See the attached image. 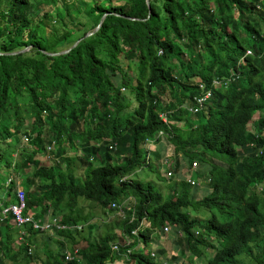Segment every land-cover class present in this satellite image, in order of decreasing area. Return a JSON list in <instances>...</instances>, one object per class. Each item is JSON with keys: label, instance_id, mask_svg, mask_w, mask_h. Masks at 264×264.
I'll use <instances>...</instances> for the list:
<instances>
[{"label": "trees", "instance_id": "obj_1", "mask_svg": "<svg viewBox=\"0 0 264 264\" xmlns=\"http://www.w3.org/2000/svg\"><path fill=\"white\" fill-rule=\"evenodd\" d=\"M79 3L77 0H0V173L3 169L11 171L10 182L6 183L7 178L0 183L5 190L0 200L15 201L13 177L33 166L34 171L24 177L21 186L27 208H39L36 218L46 214L49 208L53 215L63 212L61 224H77L78 218L71 212L80 197L96 201L109 211H114L111 203L133 197L131 209L121 220L122 234L133 236L131 231L145 216L151 229L139 231L146 244L152 230L165 223L176 224L182 227L186 238L173 240L175 252L182 248L198 252L200 241L192 237L191 229L200 228L205 235L220 236L221 248L215 264H264V209L255 205L247 219L233 215L224 226L215 228L218 222L208 225L196 218L189 219L181 211V206L191 203L184 179L179 182L183 193L176 200L173 198L176 188L169 187L165 191L168 193L163 194L151 182L129 178L120 181L136 169L153 170L151 163L146 162L141 144L158 130L168 133L167 141L188 163L205 160L206 153L216 147L223 146L228 152L254 138L264 142V118L254 122L250 133L240 128L247 119L236 114L212 121L214 110L220 107L218 99L226 93L211 86L214 78L226 74L230 61L235 58V62L243 54V47L238 44L247 43L254 53L247 58L248 65L264 66V37L260 38L257 32L264 25V0H82ZM41 4L59 7L54 21L52 10L38 16ZM104 13L107 14L98 30L84 37ZM74 16L78 18L76 22L68 24L69 20L74 22ZM79 39L64 54H47L67 49ZM229 43L235 47H228ZM27 46L25 52L10 54ZM183 52L186 58L180 56ZM218 55L222 56L219 68L215 65ZM197 76L202 77L204 84L195 79ZM247 76L248 80H255L254 93L264 102V70ZM238 81H241L239 76ZM120 86L131 89L133 97H126ZM208 88L211 96L201 110L193 114L182 107L189 105L187 102L191 104L193 97L202 96ZM161 112L168 113L166 124L160 119ZM202 119L205 121L201 122ZM181 121L184 128L177 123ZM20 133L28 138L25 143L17 137ZM52 140L57 141L58 156L69 148L63 141H68L71 148L79 141L82 143L85 154L80 159L84 168L81 182H77L75 174L67 173L60 161L51 165L49 159L41 158ZM113 144L115 148H109ZM154 156L158 157L155 153ZM263 158V155L252 157L255 163L252 169L257 171L253 181L264 179ZM248 161L249 158L245 159V163ZM176 163L179 167L180 161ZM248 173L243 163L232 160V178L244 180ZM43 178L50 182H43ZM252 182L233 191L230 198L237 202H257L258 197L250 190ZM215 193L218 199V190ZM191 205L205 210L199 202L193 201ZM260 207L264 208V203ZM10 216L8 213L0 224V264H5V258L16 261L18 257L29 262L36 258L33 248L28 251L29 244L42 232L23 226L22 231L28 235L12 250L20 227L10 221ZM14 229L16 233L10 231ZM53 232L58 235L55 241L58 253L46 251L43 264H107L115 256L110 249L113 240L110 234L92 241L77 236L78 232L72 229L52 228ZM78 240L86 245L80 252L82 260L65 262L63 244L77 245ZM136 260L138 264H158L146 258Z\"/></svg>", "mask_w": 264, "mask_h": 264}, {"label": "clouds", "instance_id": "obj_2", "mask_svg": "<svg viewBox=\"0 0 264 264\" xmlns=\"http://www.w3.org/2000/svg\"><path fill=\"white\" fill-rule=\"evenodd\" d=\"M134 19L135 18H133V20ZM263 28V24L259 28H257L258 36L260 38L264 37ZM238 45L242 46L243 44ZM250 48L251 47L248 46L246 48H243V54L239 55L235 62V58L230 61L226 74L221 78H214L211 82V86H213L214 88L223 89L226 93L225 96L218 99V104L220 105V107L219 109L214 110L215 116L212 121L226 119L227 114L231 116L233 114H236L247 119L246 125L240 127L241 130H244L247 133H250L251 131L253 132L254 122H259L264 118V102L262 101L261 96L254 93L252 86V83L255 80H248V76L246 77V75L256 74L258 70H264V66L261 63H253L251 65H248L247 58L254 55ZM262 53L264 54V48ZM245 72H247L246 75ZM238 76L241 79L240 82L238 81ZM200 82L203 83L202 81ZM234 85H236L237 87V94L229 95L228 91H230L231 87ZM209 89L210 88L205 89L202 96L193 97V102L191 104L187 102L189 105L183 104L182 107L185 106L188 111L193 114L198 112L202 109L204 102L211 96V91ZM120 90L123 94H125V92L127 91L123 86H120ZM177 106H180V104H177ZM159 116L164 124L168 122L167 112H161ZM202 121H205V119H202L201 122ZM182 123L183 122L181 121V125L179 124V126H182ZM182 127L184 128V126ZM236 130L240 129L237 128ZM20 134L23 137L22 141H24L25 143L28 138L25 137L23 133ZM167 139L168 133L164 132L163 130H158V132L154 136L146 137L141 146H143V150L145 152L146 162L151 163V165L154 166V171L157 172V170H160L161 172L167 174L169 178L179 177V182L181 181V179H184V183L187 184V191L189 192L190 196L188 197V199L191 200V203L181 206L180 209L183 214H188L189 219L196 218L208 225H212L218 222L219 224H215L213 227L220 228L224 226V223L233 215H238L247 219L248 216H250V212H252L255 205H257L261 210L264 209L260 207V205L264 203V179L260 181H253L257 171L252 169L255 164L252 160V157L260 155L264 156V142H257V140L254 138L246 142L244 145H235L234 147H232V150L228 152L224 150L223 146L216 147L213 150H210V152L206 153L204 157L205 160H201L199 162L197 161V159H194L193 161L188 163L187 161L183 160L181 152H175L174 145L171 142H168ZM92 143L98 144L97 142ZM63 144L70 149L67 148V150L62 152L59 156L56 149V140H52L51 143L46 147L47 153H51V150L55 148L54 160L56 163L60 161L59 163H66L67 166L68 162L74 159H81V157L84 156L85 153L81 147L82 143L80 141L77 142L76 146L73 148L69 146V143L66 140L63 141ZM114 146L115 144L110 145L109 148H113ZM169 149H171V154H168ZM69 150H71L73 154L76 155L67 156L66 153ZM154 153L158 155L157 158L154 156ZM248 158L249 161L245 163V159ZM43 160L48 161L47 158ZM176 160L180 161L179 167L177 166ZM232 160H236L238 163H243V169L249 171L247 177L244 180H237L231 177ZM204 164H206L204 169L205 172H202L200 170ZM140 170L136 169L135 172L138 173V171ZM195 171H198V177H195L193 175ZM135 172H132L130 175L122 176L120 181H126L128 178L134 180ZM13 181V194L15 199L16 189L21 188L23 190V187L21 186L22 180L20 181L18 177L14 176ZM250 182H252L250 186L251 193L255 194L256 197H258L257 202H237L230 198V194L233 191L240 189L242 186ZM173 188H176L173 194V198L176 200L183 193L181 192L182 186L179 187V184H175L172 186V189ZM217 190L219 193L218 199H216L217 193H215ZM166 193L168 192H165L163 194ZM221 198H223V200H228L227 203H225V201H222ZM134 201L135 200L133 197H128L121 203H111V208L114 211H121L124 219L125 215H127V211L131 209ZM193 201L199 202L203 206V208H205V210L202 211L198 209L199 206L196 207L194 205H191ZM14 202L15 201H9L7 203ZM210 203L214 204V206H211ZM28 210L31 209L27 208L26 206V212H28ZM51 212L52 209L48 208L46 214L44 213L42 217L36 218V213H33V215L35 219L47 221L51 219V216L52 218H56V215H53ZM202 215L204 216V218L202 217ZM132 219L133 217L130 218V220ZM59 222H61V220ZM65 225L70 227L68 228L69 230L72 229L78 231L81 228V225L79 224ZM143 228L151 229V223L145 216H142L139 219V225L131 231L133 236L121 234L120 239L112 240L110 249L112 255L115 254V256L113 259H109L107 261V264H138L136 260L137 258L140 260L146 258L147 260H152L158 264H215V258L221 248L220 236L217 237L215 234L208 236L204 234L202 229L192 228V237H195L200 241V244H198L199 251L195 252L189 248H182L175 252L173 240L177 238L184 240L186 238V234L184 233L182 227H179L176 224L169 225L165 223L161 228L152 230V232L149 234L148 244H146L139 231ZM43 231L38 230V232ZM169 231H171V242L166 241L163 243L164 247L166 246V243L170 247L169 251L171 253L168 256V260L156 258L155 251H153L152 247H150L154 239L153 234L157 235L158 237L163 236L164 234H168ZM18 237L19 235L17 236V238ZM114 244L118 246L117 249H113ZM75 248H78V253L74 255L73 259L66 260V252L70 251L73 253V250ZM81 250H83V248L79 245H65L61 250L63 260L65 262L82 260L80 256ZM160 252L162 253V255H165L166 253L164 249H161ZM134 254H139L141 257L135 258L133 257Z\"/></svg>", "mask_w": 264, "mask_h": 264}, {"label": "rangeland", "instance_id": "obj_3", "mask_svg": "<svg viewBox=\"0 0 264 264\" xmlns=\"http://www.w3.org/2000/svg\"><path fill=\"white\" fill-rule=\"evenodd\" d=\"M87 1H89V0H87ZM260 1H262V0H260ZM77 2L81 3L82 0H77ZM90 3H92V2H90ZM53 5L54 4H46V5L41 4V6L38 8L40 11L38 16L40 17L44 11L52 10V21H54L55 18H57V16L59 15V7L58 6H60V3H58V6H56L55 8L53 7ZM89 5L90 4L88 3L84 7H88ZM81 7H83V6H81ZM77 19L78 18L76 16H74V19H73L74 22L72 20H69V22H67V23L68 24H74ZM55 24H58V21ZM85 25H86V28H89V24H85ZM78 27H79V25L77 27H74V28H78ZM263 30H264V28H263ZM76 34L80 35V31H77ZM247 46H248L247 44L242 45L243 48H246ZM228 47L234 48L235 45L232 43H229ZM180 56L183 58L184 57L186 58L185 52L181 53ZM221 63H222V56L218 55L216 57V64H215L216 67L217 68L221 67ZM195 79L198 81H202L201 76H197ZM118 84H119V82L116 81V85H118ZM228 93H229V95L237 94L236 85L232 86L230 91H228ZM125 94H126V97H129L130 99L133 97L131 89H128L125 92ZM164 98H168V96L164 97ZM177 123H179L181 125V122H177ZM182 126H185L184 122L182 123ZM17 137L20 140H23V137L21 134H19ZM10 148H9V155L11 154V151H12V147H10ZM54 150H55V148L51 150L52 151L51 153H47L45 151L43 156H41V158L42 159L47 158V159H49V162H48L49 164H55ZM15 154H13L12 156H15ZM168 154H171V149L168 150ZM66 155L67 156H69V155L74 156L76 154H73V152L71 150H69V151H67ZM16 156L18 158V154ZM119 159H120V156L117 157V160H119ZM114 161L115 160L113 159L112 162H114ZM205 166H206V164L203 165V167L201 168L200 171L205 172L204 171ZM61 167L63 169H65V171L67 173L75 174L77 176V178H76L77 182H81L82 178L80 175H82V171L84 168H83V163L80 159H74V160L68 162L67 166H66V163H64L61 165ZM33 171H34L33 166L27 167L26 169H24L22 171V174L20 176L18 175V179L20 181L24 180V177L31 176V173ZM2 173H0V183H2L3 181H6V179L11 175V171L9 169H3ZM134 175H135L134 180H138V181L141 180V182H151L162 193L169 190V187L172 188L173 185L179 184V177L178 178H175V177L169 178L167 174L161 172L160 170H157V172H156V171H154L148 167L141 169L140 171H138V173L135 172ZM193 175L195 177H198V171H195L193 173ZM203 177H204V175H203ZM173 181H176V182H173ZM43 182L48 183L50 181L49 180L46 181L43 178ZM40 183H41V181L37 179V184H40ZM4 193H5V190H4V186L2 184L0 186V199H2V197H4ZM127 206H128V204H127ZM38 209L39 208L31 209V210H28V212L29 213H37ZM62 214H63V212L57 213V215H56L57 222H59L61 220ZM67 214H68V212H67ZM71 214L74 217L77 216V218H78L77 224L81 225V228L77 231L78 232L77 236H81V237L86 236V237H89L90 240L93 241V239H97L102 235L110 234L111 236H113V240L120 239V236L122 234L121 220L123 219V214L121 211L104 210L96 201L87 200V199H83L82 197H80L78 199L77 207L71 212ZM202 217L204 218L203 215H202ZM51 219H52V216H51ZM10 231L12 233H16V229L10 230ZM51 231L52 230L43 231L42 233H37V235H35V237L32 238L33 241L30 242L29 245L33 248V253L36 254L35 259L27 262V260L23 257L22 258L18 257L16 261H12V260H9V258H5L3 260V262L5 264H43V261L46 260V251H51L52 254H54V253L56 254V252L58 253V244L55 242L58 239L57 238L58 235H56L55 233H51ZM42 234H44V236ZM170 235H171V231H169L168 234H164L163 236H158V237H157V235L153 234L154 239H153V242L151 243L150 247H152L153 251H155V257L156 258H162L163 260H168V256L171 253L169 251L170 247L167 245V243L165 244L166 246L164 247L163 243L166 241L171 242ZM167 236H168V238H167ZM49 237H51V239H49ZM77 238H79V237H77ZM20 241L21 240H19V239H15L13 241V244L11 245L12 250L17 249V247L20 244ZM65 245L70 246L71 244L68 242L67 244H63V247ZM77 245H79L82 248H84L86 246L85 242L81 241V240H78ZM68 249H70V248H68ZM161 249H164L166 251L165 255H162V253L160 252ZM122 262H123V260H122Z\"/></svg>", "mask_w": 264, "mask_h": 264}, {"label": "built area", "instance_id": "obj_4", "mask_svg": "<svg viewBox=\"0 0 264 264\" xmlns=\"http://www.w3.org/2000/svg\"><path fill=\"white\" fill-rule=\"evenodd\" d=\"M10 182V178L7 180V184ZM6 203L0 201V223L3 219L7 218V214L11 213L10 221L14 223L16 227H20L19 229V240H23L25 234L27 232L22 231V227L30 226L33 230H52V228L56 229H68L69 226L65 224H61L57 222L56 218L49 219L47 221H41L40 219H35L33 213L26 212V204H25V194L21 188L16 189L15 193V202L9 203L5 206ZM118 246L116 244L113 245V249H117ZM31 247H28V251L30 252ZM78 253V248L73 250V253L70 251L66 252L65 259L70 260L73 259L74 255Z\"/></svg>", "mask_w": 264, "mask_h": 264}, {"label": "water", "instance_id": "obj_5", "mask_svg": "<svg viewBox=\"0 0 264 264\" xmlns=\"http://www.w3.org/2000/svg\"><path fill=\"white\" fill-rule=\"evenodd\" d=\"M106 14L107 13H104V15L100 18L99 23L93 28V30L87 32L84 35V37L91 36V35H93L98 30V28L101 25V23L103 22L104 17H105ZM128 18L133 19L131 17H128ZM79 41H80V39L77 40V41H75L74 44L71 47L67 48V49H64V50H61V51H58V52H47V54L50 55V56H54V55H58V54H64V53L68 52L72 47H74ZM28 48H29V46H27L24 49H21L19 51L10 52V54H17L19 52H25Z\"/></svg>", "mask_w": 264, "mask_h": 264}]
</instances>
